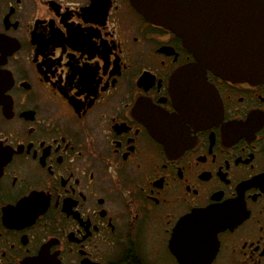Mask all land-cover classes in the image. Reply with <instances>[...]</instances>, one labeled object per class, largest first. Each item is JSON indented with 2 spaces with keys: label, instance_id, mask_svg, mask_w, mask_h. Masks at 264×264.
I'll return each mask as SVG.
<instances>
[{
  "label": "flooded vegetation",
  "instance_id": "obj_1",
  "mask_svg": "<svg viewBox=\"0 0 264 264\" xmlns=\"http://www.w3.org/2000/svg\"><path fill=\"white\" fill-rule=\"evenodd\" d=\"M192 63L131 0H0V264H264V81L181 108Z\"/></svg>",
  "mask_w": 264,
  "mask_h": 264
},
{
  "label": "water",
  "instance_id": "obj_2",
  "mask_svg": "<svg viewBox=\"0 0 264 264\" xmlns=\"http://www.w3.org/2000/svg\"><path fill=\"white\" fill-rule=\"evenodd\" d=\"M131 3L145 20L178 37L194 59V63L174 76L181 108L186 105L185 96L195 94L197 87L206 83L208 72L233 83L264 81V0H131Z\"/></svg>",
  "mask_w": 264,
  "mask_h": 264
}]
</instances>
